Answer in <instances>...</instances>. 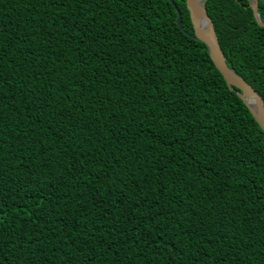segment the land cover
I'll use <instances>...</instances> for the list:
<instances>
[{
	"label": "trees",
	"instance_id": "1",
	"mask_svg": "<svg viewBox=\"0 0 264 264\" xmlns=\"http://www.w3.org/2000/svg\"><path fill=\"white\" fill-rule=\"evenodd\" d=\"M173 1L0 0V264H264V131ZM205 7L264 101L248 1Z\"/></svg>",
	"mask_w": 264,
	"mask_h": 264
},
{
	"label": "water",
	"instance_id": "2",
	"mask_svg": "<svg viewBox=\"0 0 264 264\" xmlns=\"http://www.w3.org/2000/svg\"><path fill=\"white\" fill-rule=\"evenodd\" d=\"M169 2L172 4L177 14L175 20L176 24L179 29H182L181 12L173 0H169ZM185 4L189 12L193 29V34H191L190 37L205 44L211 61L222 75L228 88L237 94L247 107L253 119L264 131L263 98L250 83L226 64L213 22L205 7L206 0H185ZM249 6L252 9L257 24L264 27V21H262L257 9L258 1L249 0Z\"/></svg>",
	"mask_w": 264,
	"mask_h": 264
},
{
	"label": "flooded vegetation",
	"instance_id": "3",
	"mask_svg": "<svg viewBox=\"0 0 264 264\" xmlns=\"http://www.w3.org/2000/svg\"><path fill=\"white\" fill-rule=\"evenodd\" d=\"M248 1V6H249V0H247ZM258 1V0H257ZM250 7V6H249ZM251 8V7H250ZM258 9V8H257ZM253 13V12H252ZM260 14V13H259ZM261 17V16H260ZM261 19H262V17H261ZM212 20V19H211ZM262 21H264L263 19H262ZM213 22V21H212ZM215 29V28H214ZM218 37V36H217ZM222 52H223V50H222ZM223 54H224V52H223ZM224 57H225V55H224ZM225 61H226V57H225ZM226 64H227V62H226ZM228 65V64H227ZM229 67V66H228ZM231 68V67H230ZM232 69V68H231ZM234 70V69H233ZM248 82V81H247ZM249 83V82H248Z\"/></svg>",
	"mask_w": 264,
	"mask_h": 264
}]
</instances>
